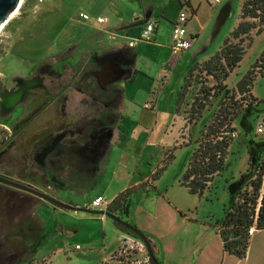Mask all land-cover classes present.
I'll return each mask as SVG.
<instances>
[{
    "label": "rangeland",
    "instance_id": "374dc122",
    "mask_svg": "<svg viewBox=\"0 0 264 264\" xmlns=\"http://www.w3.org/2000/svg\"><path fill=\"white\" fill-rule=\"evenodd\" d=\"M244 1H223L217 20L220 13H225L227 19L217 40L205 53L210 55L208 60L236 28ZM62 3L63 6L57 3L53 10H46L44 0H24L0 34V87L3 88L0 92V172L9 173L15 181L43 192L60 194L59 201L73 206L89 205L99 196L106 202L127 185L151 179L156 172L160 173V186L171 187L184 175L204 127L211 123L222 104L229 103L237 84L264 53V30L253 33L250 48L226 82L218 84L203 71L204 62L196 63L195 72L187 79L191 86L178 112V94L192 66H179L175 71L163 95L160 94L159 112H145L144 99L133 107L125 102V110H107L101 106L105 100L95 93L98 86H93L94 81L89 78L92 76L78 77L82 60L74 56V50L48 55L54 49L51 43L57 42L64 24L60 12L70 16L90 11L96 15L77 0ZM86 71L91 73L88 68L83 70ZM260 72L252 93L254 97L248 98L252 106L244 104L242 114L234 123L237 131L231 153L224 172L214 182V189L203 198L187 195L188 205H194L198 220L220 224L233 199L229 186L241 179L238 176L246 162L256 164L252 162L253 153L255 159L264 160V134H255L264 118V72L262 77ZM79 90L83 96L78 94ZM195 99L203 100L207 108L196 123L189 124L187 112ZM112 104L119 108L121 98L114 97ZM140 118L145 121L144 126H134L132 122ZM243 123L252 126V131ZM7 189L11 188L0 186L5 193ZM19 195L26 194L19 192ZM12 198L3 196L4 205L13 207ZM131 203L134 211L139 203L135 196ZM1 207L0 226L8 234L18 230L14 239L31 232L33 239L29 240L37 243L44 227L53 222L49 215L54 211L53 205L38 198L25 210L7 212L4 209L3 212ZM70 212L82 216L80 212ZM10 214H14L13 221L8 218ZM120 245L119 240L118 249ZM62 248L66 247L59 238L45 240L32 248L27 263L91 264L96 261L95 252ZM108 264L115 262L110 260Z\"/></svg>",
    "mask_w": 264,
    "mask_h": 264
},
{
    "label": "crops",
    "instance_id": "0c3cea01",
    "mask_svg": "<svg viewBox=\"0 0 264 264\" xmlns=\"http://www.w3.org/2000/svg\"><path fill=\"white\" fill-rule=\"evenodd\" d=\"M66 1L44 0L45 9L53 10L57 3L63 6L62 2ZM77 1L96 12V15L90 11L75 12L70 16L60 12L64 24L57 42L51 43L54 44V49L48 55L74 50V56L82 60V70L78 77L83 79V75L92 76L89 78L94 81L93 86H98L95 93L105 100V104L101 106L107 110H125V102L133 107L136 102L144 99L145 112H159L160 94L163 95L162 92L167 88L175 71L179 66H192L193 69L196 63L207 61L210 55L205 53L217 40L227 19L225 13H220L217 20L224 0ZM193 10L196 12L194 15ZM181 11L189 14L186 31L187 38L192 40V46L182 54L174 55L170 48L172 27ZM83 13L90 16L89 21L80 18ZM98 18L105 19V23H99ZM150 22L156 25L150 40H137L131 47L130 43L141 35ZM86 68L91 73L83 72ZM158 81L161 84L156 89ZM78 94L83 96L80 90ZM117 96L121 98L119 108L112 104L113 98ZM147 105L150 108H146ZM132 124L144 126L145 121L140 118ZM249 168L250 164L246 162L238 177ZM147 180L127 185L126 189L139 186ZM160 182L158 180L153 188L131 196H135L140 205L137 204L133 211L130 198L129 217L126 219L127 223L132 224L149 239L160 264H264V229L251 231L245 259L229 255L223 251L216 225L195 217L194 205H188L189 192L181 186L180 181L164 188L160 186ZM118 195L107 199L105 203L110 204ZM98 198L104 200L103 196L96 199ZM93 202L75 206L90 208ZM60 210L62 209H54L49 213L53 222L43 229L45 240L59 238L66 247L62 250L77 247L97 253L96 261L91 264L110 263V258L118 250L120 236L126 233L105 216H84L86 213L83 212H80V216ZM119 231L122 234L119 235Z\"/></svg>",
    "mask_w": 264,
    "mask_h": 264
},
{
    "label": "trees",
    "instance_id": "16d2710c",
    "mask_svg": "<svg viewBox=\"0 0 264 264\" xmlns=\"http://www.w3.org/2000/svg\"><path fill=\"white\" fill-rule=\"evenodd\" d=\"M192 12L193 15L196 14L195 10ZM263 30L264 0H245L236 28L216 54L204 62L203 71L218 84L226 82L250 48L253 33L259 34ZM260 71L264 72V53L237 84L229 103L222 104L211 123L204 127L193 157L180 180L181 186L185 187L190 195L203 198L207 193H211L216 178L224 172L236 136L234 123L242 114L244 104L252 106L249 99L252 100L254 97L252 93ZM194 72L192 69L184 80L178 96L177 112L191 86L187 79ZM263 72H260L261 77ZM237 95H240V99H237ZM206 108L203 100L195 99L190 111L187 112V122L196 123ZM256 160V164H250V170L241 176L245 183L233 195L230 208L222 222L215 226L223 243V251L238 259H245L247 256L251 231L264 229V160L261 161L259 158ZM159 178L160 173L156 172L151 179L139 186L126 189L107 206L106 210L126 221L129 217L131 196L136 192L153 188V184ZM116 225L124 233L138 238L119 224Z\"/></svg>",
    "mask_w": 264,
    "mask_h": 264
},
{
    "label": "flooded vegetation",
    "instance_id": "af4514ba",
    "mask_svg": "<svg viewBox=\"0 0 264 264\" xmlns=\"http://www.w3.org/2000/svg\"><path fill=\"white\" fill-rule=\"evenodd\" d=\"M2 89L3 88L0 87V92L2 91ZM18 90H19V92L23 91L22 87H20ZM0 101H1V94H0ZM49 148H51V147H49ZM13 167L14 166L12 165V168ZM74 174L78 175V173H74ZM0 177L8 180L9 182H12L13 184H16V185H12L9 183L0 182V186H5V187L12 189V190L7 189V193L0 190V206H2L1 211L4 212V209H5L7 212H13L15 210H18V208H22L23 210H25L26 208H28L30 206V204L34 200V198H38L40 200H43L46 203L53 205V209H59L58 207H56L55 204H53L50 201L44 199L43 197L37 195L33 191L39 192L40 194H43L45 196L56 199L57 201H59L57 199V196L60 194L55 196L54 194H51L49 192H43L37 188H34L31 185H28V184L25 185V184L19 183V182L15 181L16 179L14 177H11L9 173L5 174V173L0 172ZM75 179H77V178H75ZM18 186H20V187H18ZM67 186H69V185H67ZM11 191H12V193H11ZM9 192L11 194H9ZM19 192H23L26 195H19ZM57 193H59V190L57 191ZM5 195H7L8 197H11V198L13 197L12 198L13 207L9 208L8 207L9 205H7V206L4 205L5 200H3V196H5ZM13 217H14V214L8 215V218L11 221H13ZM29 230H31V229L29 228ZM13 231L14 232L9 233V234L4 233V228L2 226H0V264H29V263H27L28 259H26L28 257L29 252L32 250V248L36 247V245L40 244L41 242L44 243L45 242V236L42 232L38 238L37 243H33L31 240H29V239H33V237L30 236L31 232L28 233V236H26V234L23 235V237L21 239H14V235L18 234L19 232H18V230H14V229H13Z\"/></svg>",
    "mask_w": 264,
    "mask_h": 264
},
{
    "label": "built area",
    "instance_id": "2783aa9c",
    "mask_svg": "<svg viewBox=\"0 0 264 264\" xmlns=\"http://www.w3.org/2000/svg\"><path fill=\"white\" fill-rule=\"evenodd\" d=\"M80 18L84 21L90 20V16L85 13L81 14ZM97 20L101 24L106 21L103 18H98ZM188 20L189 14L187 11H181L177 21L173 24L172 43L170 48L174 55H180L189 50L192 46V40L187 38L186 25ZM155 28V23H148L141 35L137 39H134L130 43V46L133 47L137 40H150ZM146 108H150V106L147 105ZM255 134H264V118H262L258 123ZM107 206L108 205L105 204L103 198L96 199L92 204V207L96 209L100 207H104L106 209ZM119 240L121 245L117 252L110 258V260H113L115 264H153L145 244L139 238H135L134 236L132 237V235L129 234H124L120 236Z\"/></svg>",
    "mask_w": 264,
    "mask_h": 264
},
{
    "label": "water",
    "instance_id": "95a60500",
    "mask_svg": "<svg viewBox=\"0 0 264 264\" xmlns=\"http://www.w3.org/2000/svg\"><path fill=\"white\" fill-rule=\"evenodd\" d=\"M21 2H22V0H0V28L19 9ZM243 126L246 127V129L249 132L252 131V126H250L249 124L243 123ZM250 139H251V137H250ZM250 142L252 144V141H250ZM252 160H253L252 162H254V163L256 162L254 153L252 154ZM0 182L16 185V184L9 182L8 180H6L2 177H0ZM243 183H244L243 179H240L237 182L232 183L229 186L230 192L234 195L235 192L237 191V189L240 188L243 185ZM18 187H20V186H18ZM33 192L36 193L37 195L43 197L44 199L50 201L51 203L55 204L56 207H58L60 209H64L67 211H73V212H83V213L91 214V215H101V216H105L107 218H110L115 223L119 224L120 226H122L123 228L128 230L129 233H132L135 236H137L145 244V246L148 250V253L152 259V263L153 264H160L158 262L156 256H155V253L153 251V247H152L149 239L145 236V234L143 232H141L140 230H138L137 228H135L134 226H132L131 224L124 221L123 219H121L115 215H112L106 209L100 210V209H90V208H86V207L73 206L70 204L63 203L61 201H57L56 199H53L51 197L40 194L39 192H36V191H33Z\"/></svg>",
    "mask_w": 264,
    "mask_h": 264
},
{
    "label": "bare ground",
    "instance_id": "6f19581e",
    "mask_svg": "<svg viewBox=\"0 0 264 264\" xmlns=\"http://www.w3.org/2000/svg\"><path fill=\"white\" fill-rule=\"evenodd\" d=\"M23 2H24V0H22V2H21V4H20L19 8L21 7V5H22ZM16 12H17V11H16ZM16 12L11 16V18L16 14ZM11 18H10L5 24H3V25L1 26V28H0V34H1V32L4 30L5 26L8 25L9 21L11 20Z\"/></svg>",
    "mask_w": 264,
    "mask_h": 264
}]
</instances>
